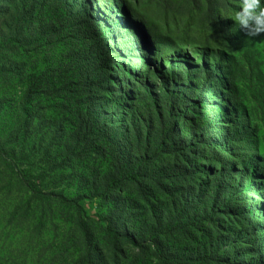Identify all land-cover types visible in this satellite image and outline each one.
Listing matches in <instances>:
<instances>
[{
	"label": "rangeland",
	"instance_id": "rangeland-1",
	"mask_svg": "<svg viewBox=\"0 0 264 264\" xmlns=\"http://www.w3.org/2000/svg\"><path fill=\"white\" fill-rule=\"evenodd\" d=\"M69 1L78 38L42 31L20 73L0 66V264L90 258L61 197L78 199L97 255L112 218L148 244L176 239L177 264H264V33L234 25L239 0H87L93 28ZM57 62L64 91L46 88ZM30 86L31 127L18 104Z\"/></svg>",
	"mask_w": 264,
	"mask_h": 264
},
{
	"label": "trees",
	"instance_id": "trees-1",
	"mask_svg": "<svg viewBox=\"0 0 264 264\" xmlns=\"http://www.w3.org/2000/svg\"><path fill=\"white\" fill-rule=\"evenodd\" d=\"M79 4V12L81 15H85L87 24L93 28L96 26V20L88 14H85L84 10L89 9V3L87 0H83ZM69 0H0V56L4 55L5 62L0 61V66L5 67L1 70L2 77L8 75H17L20 73V64L17 60V55L22 52L24 48H28L35 44L36 36L42 34V31H47L45 34L48 40H52L58 33L62 34L66 29H69L75 38L79 37L78 32L75 30L77 24H75V16H73L72 5ZM59 10V12H58ZM45 11L47 17L43 18L42 13ZM74 27V28H73ZM83 39V38H80ZM99 49L101 46H97ZM68 65L57 62L54 67H49L53 74L49 78V82L46 83V88L66 90L69 81H63L61 78L62 73ZM93 72L92 67H88L81 76V85L85 87V93H93V83L90 78V73ZM55 73V74H54ZM58 86V88H57ZM47 90V89H46ZM50 92V91H48ZM33 95L31 86L28 87L25 97L22 101H19L20 112L25 116V125L31 127L32 123V110L27 108L30 101V96ZM101 128L105 126L100 124ZM123 134L125 131L122 132ZM146 139V137H145ZM124 149H128L127 138L124 141ZM131 148V147H130ZM127 150V153H128ZM150 151V148H147ZM130 157L132 156L128 153ZM145 154H143L144 156ZM134 157V156H133ZM134 157V162H136ZM175 166L172 165L171 168ZM166 171V168L162 167L160 171L154 174L151 178L150 184V196L159 197L160 193L163 192L161 186L162 175ZM136 183L138 181V173L128 175L123 180L113 181V185L120 182ZM218 189V183H215ZM191 192L190 190H188ZM62 202L73 206L75 212L79 217V228L81 239L83 240V246L88 255L92 252L90 258L78 261L75 264H177V258L175 253L177 251L174 246L175 240H172L170 244H167L161 232L156 233V237L150 242V244L140 241L136 236L131 233H127L124 229L122 232L116 231L113 227L115 221L112 218H106L102 220L105 227V238L109 241V246L106 249V254L97 255L96 251L91 249V238L88 231L84 228L81 216L84 212L78 204V199H66L61 197ZM215 204L218 202V197L214 196ZM85 216V215H84ZM117 216L114 219H117ZM89 219V218H88ZM122 225H126L123 223ZM196 225H191L195 227ZM179 235L181 241L187 239L185 231ZM182 248V247H181ZM199 248V247H198ZM131 249L132 252L129 254L127 250ZM111 251V252H110ZM96 254V255H94ZM94 255V256H92ZM170 255V256H169ZM172 255V256H171ZM184 264H196L197 260H193L190 257L185 258ZM216 264V263H214Z\"/></svg>",
	"mask_w": 264,
	"mask_h": 264
},
{
	"label": "clouds",
	"instance_id": "clouds-1",
	"mask_svg": "<svg viewBox=\"0 0 264 264\" xmlns=\"http://www.w3.org/2000/svg\"><path fill=\"white\" fill-rule=\"evenodd\" d=\"M231 19L248 37L264 33V0H239Z\"/></svg>",
	"mask_w": 264,
	"mask_h": 264
}]
</instances>
